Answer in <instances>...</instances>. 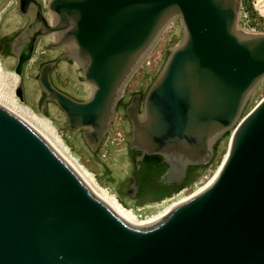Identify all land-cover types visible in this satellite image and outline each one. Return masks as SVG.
I'll use <instances>...</instances> for the list:
<instances>
[{
    "label": "water",
    "instance_id": "obj_1",
    "mask_svg": "<svg viewBox=\"0 0 264 264\" xmlns=\"http://www.w3.org/2000/svg\"><path fill=\"white\" fill-rule=\"evenodd\" d=\"M239 8L240 0L12 5L0 36L17 25L18 15L29 22L12 44L16 63L0 54V103L14 113L0 105V264H264V97L244 113L264 81V33L238 30ZM176 20L182 37L146 90L142 111L135 94L123 112L128 146L140 153L136 162L160 157L178 180L189 166L209 165L226 135L228 149L200 192L136 227L21 118L46 135V102L54 103L64 129L99 160L129 81ZM48 36L47 49L65 50L73 62L58 72L83 84L85 95L72 83L59 86L54 74L52 83L55 63L37 76L44 47L33 57L35 45ZM126 151L99 174L124 202L122 211L134 207L123 179Z\"/></svg>",
    "mask_w": 264,
    "mask_h": 264
},
{
    "label": "rangeland",
    "instance_id": "obj_2",
    "mask_svg": "<svg viewBox=\"0 0 264 264\" xmlns=\"http://www.w3.org/2000/svg\"><path fill=\"white\" fill-rule=\"evenodd\" d=\"M5 1L6 0H0V7ZM41 1L44 5H46L48 0ZM256 3V0H240V8L237 19L238 30V27L243 24L250 25L257 23L259 24L260 29L264 31V17H262L257 11ZM16 4L17 0H8L7 3L2 8H0V24L7 17V13L12 9V5ZM182 33V26L179 20H176L172 24H170V26L162 34L159 42L150 53L146 61L129 81L123 96L128 97L138 90L146 92L150 83L156 77L170 50L179 43L180 38L182 37ZM2 63V60H0L1 66ZM54 76L59 86L63 88H69L70 84L72 83V88L74 90L77 87L80 91L78 93L80 95H85V91H81V87L84 88L83 84H78L76 80L67 76L63 72L56 71L54 72ZM263 97L264 81L258 86L244 113L248 112ZM46 116L50 123L56 128L58 136L67 144L78 161L92 174V176L97 180L101 187L106 192H108L114 200L118 201L112 186L106 179L99 176V174L107 168L117 166V157L115 154L124 153L128 148L127 135H129V126L126 127L128 133L125 134L124 127L121 124L122 116H114L111 127L105 136L101 150L99 152V160L95 161L82 151L74 133L64 129L58 108L54 103L46 102ZM118 132H120L119 135L117 134ZM228 143L229 135L224 136L217 143V151L211 163L202 170L201 174L192 182V184L186 187L185 192H192V190H194L196 187L203 186L208 179L213 177L215 171L218 169L224 156L226 155ZM200 182L201 184H199ZM195 185L197 186L194 187ZM158 204L159 203L145 204L144 207L136 205L133 208H141L142 211H144L143 216H150L151 214H153V212H155L156 208L159 206ZM130 211L133 213L132 210Z\"/></svg>",
    "mask_w": 264,
    "mask_h": 264
},
{
    "label": "flooded vegetation",
    "instance_id": "obj_3",
    "mask_svg": "<svg viewBox=\"0 0 264 264\" xmlns=\"http://www.w3.org/2000/svg\"><path fill=\"white\" fill-rule=\"evenodd\" d=\"M18 16L19 19L17 20V25L14 28H12V30L9 31L8 33L0 36V54L6 58H12L14 60V64L16 63V55L13 52L12 44L29 22L28 17L21 15ZM52 40H53V36L40 37L36 42L33 57L36 53L38 45L41 43L44 47L43 50L44 56L41 62H39L38 64L37 76L39 74L40 67H42L45 64L55 63L50 73V79L54 84V80H53L54 72L58 70L62 71V69L64 68L66 69V67L69 66L70 64H73V62L63 57L66 54L65 50L47 49V46L52 42ZM28 63L26 64V66L28 65ZM82 90L84 91V88L81 87V91ZM75 91L80 92L79 88L77 87L75 88ZM68 94L75 98H78L73 94L70 93ZM135 94L140 95L139 112H141L143 108V99L145 92L142 90H138L128 97L125 96L122 97V99L117 104L116 113H115V116L116 115L122 116L121 124L124 127L125 134L128 133L126 127L129 126V135H127L128 143L130 140V122L126 118L125 114L123 116V112H125L126 106L130 103L132 96ZM139 155L140 153L138 151L134 149H130L128 146L125 157V159L127 158L128 161L123 171V179L127 186V191H126L127 196L129 198L130 203L133 206L137 205L144 207L145 204H156L166 198L171 197L172 195L178 193L182 189H185L187 186L192 184V182L201 174L202 170L206 167V166H189L186 170V174L183 177V179L178 180L175 178H170L168 176L169 174L168 166L165 164V162L159 161L158 163L153 165V170L155 171V173H153L154 176L151 178V175L149 176L148 169L144 164L145 157L142 161L136 162L135 159ZM121 203L123 204L124 202L121 201Z\"/></svg>",
    "mask_w": 264,
    "mask_h": 264
},
{
    "label": "bare ground",
    "instance_id": "obj_4",
    "mask_svg": "<svg viewBox=\"0 0 264 264\" xmlns=\"http://www.w3.org/2000/svg\"><path fill=\"white\" fill-rule=\"evenodd\" d=\"M256 2H257L256 3L257 11L259 12V14L262 17H264V0H256ZM0 68H1V64H0ZM2 77H3V74L0 72V86L2 84ZM0 105L13 113L12 106H8L7 104H1V103H0ZM16 116H18V115H16ZM19 118H21V117H19ZM21 119L24 122H26L28 125H30L37 133H39L43 137V139L46 140L47 143H49L55 149V151L75 170V172L78 174V176L83 180V182L88 186V188L97 197H99L115 213H117L122 220H124L126 223H128L132 226L143 227L144 225H146L152 221H155L157 219L162 218L164 215H166L173 208H175V207L181 205L182 203L186 202L192 196L196 195L198 192H200L204 188V186L198 188L189 197H181L178 200L173 201L168 206L164 207L162 210H159L156 214H153L152 216L146 218L143 221H140L136 217V215L134 213H132L130 210L122 211L120 203L118 201L114 200L110 196V194L108 192H106L101 187V185L92 176V174L78 161V159L76 158V156H74V154L72 153L70 148L67 146V144L58 136L56 128L50 123V121L48 119H47V134L46 135H43L38 130H36L30 124V122L26 121L23 118H21Z\"/></svg>",
    "mask_w": 264,
    "mask_h": 264
},
{
    "label": "built area",
    "instance_id": "obj_5",
    "mask_svg": "<svg viewBox=\"0 0 264 264\" xmlns=\"http://www.w3.org/2000/svg\"><path fill=\"white\" fill-rule=\"evenodd\" d=\"M245 17H246V15H245ZM238 28H239L240 31H242L244 33H253V34H261V33H264V31H262L260 29L259 24H257V23L256 24H250V25L249 24H243V25L239 26ZM117 134L119 135L120 132H118ZM211 178L208 179L207 182L203 186H205L211 180ZM199 184H201V182ZM196 186L197 185H195L194 187H196ZM203 186L196 187L194 190H192V192H185L186 191V188L185 189H182L181 191H179L178 193L172 195L171 197L162 200L161 202H159V204H158L159 206L156 208V210H155V212H153V214H156L159 210H162L164 207L168 206L173 201L178 200L181 197H189L190 195L193 194V192L195 190H197L198 188L203 187ZM149 206H151V205H149ZM130 210L133 211V213L136 215V217L140 221H143L146 218H148V217H150V216L153 215V214H151L150 216H143V212L144 211H142V209L141 208H138V207L131 208Z\"/></svg>",
    "mask_w": 264,
    "mask_h": 264
},
{
    "label": "trees",
    "instance_id": "obj_6",
    "mask_svg": "<svg viewBox=\"0 0 264 264\" xmlns=\"http://www.w3.org/2000/svg\"><path fill=\"white\" fill-rule=\"evenodd\" d=\"M216 151H217V145L215 146V153H216ZM159 161H162V159L158 156L145 157V159H144V164L146 165V167L148 169V174H149V176L151 175V178L154 176L153 173H155V171L153 170V165H155ZM157 173H158V171H157Z\"/></svg>",
    "mask_w": 264,
    "mask_h": 264
}]
</instances>
